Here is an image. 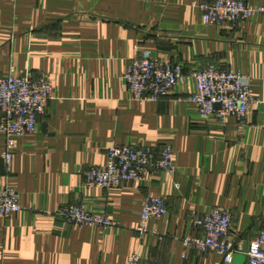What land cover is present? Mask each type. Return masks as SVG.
<instances>
[{"label": "crops", "instance_id": "crops-1", "mask_svg": "<svg viewBox=\"0 0 264 264\" xmlns=\"http://www.w3.org/2000/svg\"><path fill=\"white\" fill-rule=\"evenodd\" d=\"M201 0H0V72L48 76L55 98L33 135L17 139L5 166L0 130V187L20 193L22 210L0 217V264H126L133 253L157 264H226L223 256L186 249L198 235L191 220L213 208L232 214L230 264L264 227V17L231 29L203 22ZM264 5V0H245ZM163 57L190 75L210 64L250 77L254 97L241 121L202 119L189 96L195 82L156 101L135 100L124 80L130 61ZM156 150L171 144L175 172L105 190L85 169L105 165L113 144ZM147 196L164 197L168 214L137 230ZM85 203L117 226L67 225L64 205Z\"/></svg>", "mask_w": 264, "mask_h": 264}, {"label": "built area", "instance_id": "built-area-1", "mask_svg": "<svg viewBox=\"0 0 264 264\" xmlns=\"http://www.w3.org/2000/svg\"><path fill=\"white\" fill-rule=\"evenodd\" d=\"M203 22L208 25H227L237 28L241 22L258 14L264 17V5H249L245 0H201ZM130 96L135 100L156 101L169 95L177 85L191 77L195 90L189 99L198 107L202 119L217 118L224 122L229 116L243 120L253 105L254 97L250 77L233 68L226 69L210 64L195 69L190 75L181 63L163 57L145 55L129 62L124 72ZM55 98V87L48 76L34 78L28 74L0 72V130L6 137L5 166L13 169L17 139L33 135L38 120ZM105 165L91 166L84 171L86 183L105 190L120 187L126 182L143 183L154 171L173 175L175 151L171 144L156 150L151 146L131 143L113 144L107 149ZM22 210L20 193L13 186L0 187V217L8 218ZM168 206L164 197L147 196L140 212L137 230L149 231V222L164 218ZM67 225L110 228L117 221L105 212H94L85 203L64 205L57 211ZM192 224L200 229L198 235H186V249L200 253L214 252L223 256L226 264L233 261L236 247L231 239L232 214L213 208L203 215H195ZM248 264H264V227L250 241L246 251ZM126 264H157L138 253L128 256Z\"/></svg>", "mask_w": 264, "mask_h": 264}]
</instances>
